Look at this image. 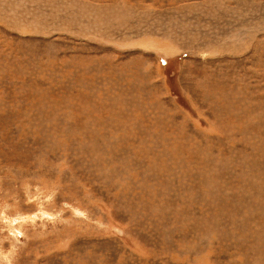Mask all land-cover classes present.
<instances>
[{"label": "rangeland", "instance_id": "obj_1", "mask_svg": "<svg viewBox=\"0 0 264 264\" xmlns=\"http://www.w3.org/2000/svg\"><path fill=\"white\" fill-rule=\"evenodd\" d=\"M0 264H264V0H0Z\"/></svg>", "mask_w": 264, "mask_h": 264}]
</instances>
